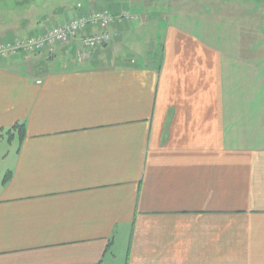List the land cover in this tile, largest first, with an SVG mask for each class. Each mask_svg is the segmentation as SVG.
Wrapping results in <instances>:
<instances>
[{
    "label": "crops",
    "instance_id": "1",
    "mask_svg": "<svg viewBox=\"0 0 264 264\" xmlns=\"http://www.w3.org/2000/svg\"><path fill=\"white\" fill-rule=\"evenodd\" d=\"M99 2L139 19L0 59V264H264V46L231 0ZM22 17L0 43L50 20Z\"/></svg>",
    "mask_w": 264,
    "mask_h": 264
},
{
    "label": "rangeland",
    "instance_id": "2",
    "mask_svg": "<svg viewBox=\"0 0 264 264\" xmlns=\"http://www.w3.org/2000/svg\"><path fill=\"white\" fill-rule=\"evenodd\" d=\"M90 1L99 2V0H0V26L3 24V18L4 21H8L9 19L15 17H17L18 19L23 16L22 18L27 17L29 19H38L40 21H43L45 18L48 17L50 18V20H48L45 24H43V27L45 26L44 29L54 27L57 24L56 22H59L58 20L60 18L61 11L64 12L69 11L77 7L78 5H86ZM116 1L118 2L120 0H105L104 2H99V3L102 4L103 6L108 2V6H111L112 4H115ZM230 3L232 5L231 7H225L222 10L223 12H219L220 15H223V17H225L223 21V25L226 26L227 24H229L228 15L224 13L226 9H229V13L231 15H234L236 19L240 21V22H235L236 24L238 23L239 26L234 28V30H237L238 28L240 29L243 28V32L240 31L239 36L240 37L244 36L247 45L249 44L256 46V43H258V46L261 45L263 47L264 46V0H231ZM238 4L241 5L236 6ZM242 16H245L246 18L245 21L241 23ZM203 22L204 19L202 23ZM58 46L70 48L69 45L66 46L57 45L55 47ZM55 47H53L52 49H54ZM104 47H106V45ZM104 47H100V48H104ZM48 50L43 53L48 52ZM39 54L42 53H27L25 55L27 56L35 55L37 57L40 56ZM44 57L47 58L48 56L44 55ZM261 57L262 60H264V51H262ZM261 62L264 63V61ZM0 176H2V174H0Z\"/></svg>",
    "mask_w": 264,
    "mask_h": 264
},
{
    "label": "built area",
    "instance_id": "3",
    "mask_svg": "<svg viewBox=\"0 0 264 264\" xmlns=\"http://www.w3.org/2000/svg\"><path fill=\"white\" fill-rule=\"evenodd\" d=\"M81 13L63 24L46 28L38 35L17 38L14 42L0 43V59L8 60L22 53H43L57 45H70L75 41L81 43L82 49L94 50L107 45L111 39L112 26L121 21H137L138 16L129 13L116 16L106 11H90L83 13L82 5H78ZM81 59L87 58L78 53Z\"/></svg>",
    "mask_w": 264,
    "mask_h": 264
},
{
    "label": "trees",
    "instance_id": "4",
    "mask_svg": "<svg viewBox=\"0 0 264 264\" xmlns=\"http://www.w3.org/2000/svg\"><path fill=\"white\" fill-rule=\"evenodd\" d=\"M78 7V6H77ZM67 22V21H66ZM35 36V35H34ZM19 38H25V37H19ZM80 43V42H79ZM2 44V43H1ZM80 45H81V43H80ZM107 46V45H106ZM82 47V46H81ZM53 49H49L48 51H52ZM88 50V49H87ZM95 50V49H94ZM90 51H92V50H90ZM21 55H25V53H22ZM9 60V59H8ZM25 127H26V125L25 124H22V125H16V127H14V129L13 130H11V131H9L8 133H7V135L6 136H8V140H12L13 139V137H14V135H15V133H17V135H21V139H23L24 138V135L22 134L23 132H25ZM9 178H10V175L8 174L6 177H5V179H4V184H6L7 182H8V180H9Z\"/></svg>",
    "mask_w": 264,
    "mask_h": 264
}]
</instances>
